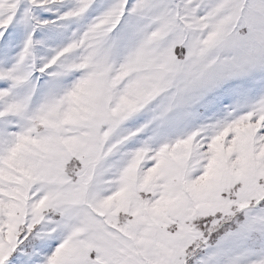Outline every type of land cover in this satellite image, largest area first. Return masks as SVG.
Instances as JSON below:
<instances>
[{"label": "snow or ice", "instance_id": "6c2138e0", "mask_svg": "<svg viewBox=\"0 0 264 264\" xmlns=\"http://www.w3.org/2000/svg\"><path fill=\"white\" fill-rule=\"evenodd\" d=\"M0 264H264V0H0Z\"/></svg>", "mask_w": 264, "mask_h": 264}]
</instances>
